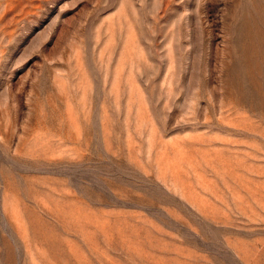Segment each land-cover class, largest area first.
<instances>
[{
	"label": "rangeland",
	"instance_id": "rangeland-1",
	"mask_svg": "<svg viewBox=\"0 0 264 264\" xmlns=\"http://www.w3.org/2000/svg\"><path fill=\"white\" fill-rule=\"evenodd\" d=\"M0 264H264V0H0Z\"/></svg>",
	"mask_w": 264,
	"mask_h": 264
}]
</instances>
